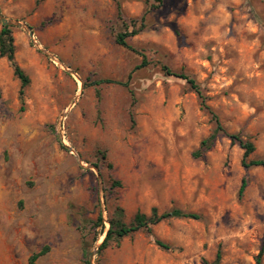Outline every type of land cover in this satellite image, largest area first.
I'll use <instances>...</instances> for the list:
<instances>
[{
    "label": "rangeland",
    "instance_id": "obj_1",
    "mask_svg": "<svg viewBox=\"0 0 264 264\" xmlns=\"http://www.w3.org/2000/svg\"><path fill=\"white\" fill-rule=\"evenodd\" d=\"M0 13L62 64L12 27L30 84L22 104L0 58V264H83L116 206L127 224L154 207L200 219L138 231L94 264H256L264 168L245 169L227 136L198 157L215 124L163 67L195 78L226 132L254 144L248 161L264 159V0H0ZM124 31H137L127 47Z\"/></svg>",
    "mask_w": 264,
    "mask_h": 264
},
{
    "label": "trees",
    "instance_id": "obj_2",
    "mask_svg": "<svg viewBox=\"0 0 264 264\" xmlns=\"http://www.w3.org/2000/svg\"><path fill=\"white\" fill-rule=\"evenodd\" d=\"M119 17L121 20H123V14L121 10H119ZM136 33L137 31L119 32L116 35V43L120 46L127 47L128 46L127 39L131 36H134ZM0 58H5L9 62L10 66L13 68L15 77L19 79L21 83L19 97H20L22 104H24L25 89L29 86L30 79L16 61V46H15V39L13 37L12 27L2 26V29L0 31ZM146 65H147V62L144 61L142 65L139 66L137 69H140L141 67H144ZM163 69L166 72V74L170 76H175L177 78H180L186 81V83L191 88V90L194 91L199 97V99L201 100L202 108L207 110L210 113L211 119L215 124V127L212 133L210 134V136L202 141L201 148L198 153V157L201 156L203 151L209 150L213 146L214 142L219 136H227L232 141L233 144H239L240 147L244 150V157H243L242 165L245 169L249 170L251 168H256V167L264 168V159H256V160L248 161V158L250 157V155L255 151L254 144L250 141H244L240 137V135L228 134L226 132L225 128L220 123L218 116L207 105L206 103L207 98L204 95L203 88L197 82L195 78L191 77L190 75L184 74V73H175L166 66H164ZM103 158L104 159L106 158L105 154H103ZM109 168L112 169V166L110 165ZM247 184H248L247 181L244 179L242 181V184L239 190L240 197L244 194ZM111 187L112 189L121 188L122 183L119 180L113 179ZM169 219L199 220L200 216L194 213L185 212L180 209H173L171 211L159 213L158 209L154 207L151 210V215H147L139 211L136 213L133 220L127 224L125 222L124 209L120 206H116L114 215L110 219V227L108 231H106V236L100 246V252H103L104 250L108 249L113 244L119 245L120 242L124 238L138 231H141V230L151 231L152 226L158 225L159 223L169 220ZM93 227L94 229H96L97 227H101L103 229V233L105 232V225L103 223L102 216L98 217L97 221L94 222ZM97 237L98 235L96 234L94 237V241L97 240ZM156 244L165 250L169 249L168 245L160 240H156ZM46 251H47V248L35 254L32 257V261L45 255ZM263 253H264V249H262L259 255L257 256L256 264H263L262 263ZM220 262H221V253L218 252L216 255V259L211 264H220ZM83 264H90L88 260L87 252L85 253V259H84Z\"/></svg>",
    "mask_w": 264,
    "mask_h": 264
},
{
    "label": "water",
    "instance_id": "obj_3",
    "mask_svg": "<svg viewBox=\"0 0 264 264\" xmlns=\"http://www.w3.org/2000/svg\"><path fill=\"white\" fill-rule=\"evenodd\" d=\"M0 24L2 26H6V27H17V28H21V29L25 30L28 33V35L31 39V42L34 46H36L41 52H43L45 55L49 56L53 61L57 62L58 64H60L62 66L61 62L56 57L52 56L49 52H47L44 48H42L37 43V41L35 40L33 29L31 26H29L28 24L23 23L21 21L7 18L6 16H4L1 13H0ZM105 236H106V234H105ZM104 238H103V240H104ZM100 246L97 250H94L93 252L90 253V256H89V263L90 264H94V257L96 255V252L100 249Z\"/></svg>",
    "mask_w": 264,
    "mask_h": 264
},
{
    "label": "crops",
    "instance_id": "obj_4",
    "mask_svg": "<svg viewBox=\"0 0 264 264\" xmlns=\"http://www.w3.org/2000/svg\"><path fill=\"white\" fill-rule=\"evenodd\" d=\"M2 60V59H1ZM3 64V62H1V65Z\"/></svg>",
    "mask_w": 264,
    "mask_h": 264
}]
</instances>
